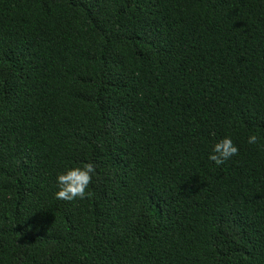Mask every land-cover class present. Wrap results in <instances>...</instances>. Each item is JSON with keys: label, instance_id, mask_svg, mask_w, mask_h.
<instances>
[{"label": "trees", "instance_id": "1", "mask_svg": "<svg viewBox=\"0 0 264 264\" xmlns=\"http://www.w3.org/2000/svg\"><path fill=\"white\" fill-rule=\"evenodd\" d=\"M0 264H264V0H0Z\"/></svg>", "mask_w": 264, "mask_h": 264}, {"label": "clouds", "instance_id": "2", "mask_svg": "<svg viewBox=\"0 0 264 264\" xmlns=\"http://www.w3.org/2000/svg\"><path fill=\"white\" fill-rule=\"evenodd\" d=\"M246 142L248 144H255L257 142L256 134L248 135ZM237 153V145L233 143L230 136L225 135L217 139L211 146L207 158L219 166L229 158L237 155ZM94 174L95 167L91 162L71 167L66 166L64 170L58 172L56 175L55 185L57 190L54 193L55 198L64 201L84 199L87 195L86 189Z\"/></svg>", "mask_w": 264, "mask_h": 264}]
</instances>
